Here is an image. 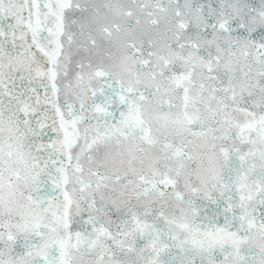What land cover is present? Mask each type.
Masks as SVG:
<instances>
[{
    "label": "snow or ice",
    "instance_id": "1",
    "mask_svg": "<svg viewBox=\"0 0 264 264\" xmlns=\"http://www.w3.org/2000/svg\"><path fill=\"white\" fill-rule=\"evenodd\" d=\"M0 264H264V0H0Z\"/></svg>",
    "mask_w": 264,
    "mask_h": 264
}]
</instances>
